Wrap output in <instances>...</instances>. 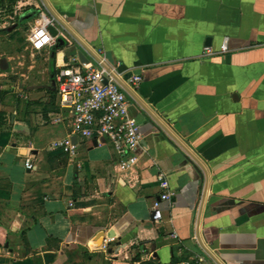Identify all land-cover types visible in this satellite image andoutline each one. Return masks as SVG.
<instances>
[{"label":"crops","instance_id":"crops-1","mask_svg":"<svg viewBox=\"0 0 264 264\" xmlns=\"http://www.w3.org/2000/svg\"><path fill=\"white\" fill-rule=\"evenodd\" d=\"M12 1L0 28L30 50L0 57L19 74L0 97V264H264V0ZM39 17L57 33L38 51ZM103 54L143 134L129 169L59 103L60 69Z\"/></svg>","mask_w":264,"mask_h":264},{"label":"built area","instance_id":"built-area-1","mask_svg":"<svg viewBox=\"0 0 264 264\" xmlns=\"http://www.w3.org/2000/svg\"><path fill=\"white\" fill-rule=\"evenodd\" d=\"M50 24V20L39 17L37 23L31 27L28 38L33 49L39 51L54 42V37L49 31ZM227 49V39H224L220 51L225 52ZM100 51L99 49L98 52ZM213 53L212 48L207 47L204 55L209 56ZM106 60L105 54L95 59L93 64L77 58L76 65L61 68L58 74L59 103L71 114L72 135L83 138H106L116 151L124 155L119 160L120 166L129 169L137 160L135 153L143 134L139 123L129 115L126 89L117 79L113 65H108ZM141 81L140 73L132 74L128 78V83L133 87H138ZM56 147L72 153L75 152L77 144L68 135L58 140ZM26 164L27 167L32 166L29 159ZM158 178L164 190L159 201L155 202L153 216L159 221L162 219L160 202L169 200L171 191L165 174L159 173ZM174 264L216 263L198 254Z\"/></svg>","mask_w":264,"mask_h":264},{"label":"rangeland","instance_id":"rangeland-1","mask_svg":"<svg viewBox=\"0 0 264 264\" xmlns=\"http://www.w3.org/2000/svg\"><path fill=\"white\" fill-rule=\"evenodd\" d=\"M6 3L7 4L0 2V24L3 22V18H2L3 13H5L6 15L9 14L12 15L15 10V5L12 0H6ZM7 19H10L9 16ZM9 27L13 29L16 27V25L13 23L12 25L10 24ZM6 29L7 28H0V57H10L11 62H13V65L18 67L17 65H19L18 63L19 60L15 57L16 49L22 48L29 51L30 47L28 48V43L24 36V33L23 34L22 33L16 34V32L10 33ZM1 30H5V32ZM15 71H18V68H16ZM16 73L11 74V76L3 77L0 70V97L3 95V93H5L7 90H9L12 87L11 81L13 80V77H18L19 75Z\"/></svg>","mask_w":264,"mask_h":264},{"label":"water","instance_id":"water-1","mask_svg":"<svg viewBox=\"0 0 264 264\" xmlns=\"http://www.w3.org/2000/svg\"><path fill=\"white\" fill-rule=\"evenodd\" d=\"M49 30H50V32L52 33V35H56V33H57V31H56V29L53 27V26H50L49 27ZM0 65H1V67L3 68V69H5L6 67H7V61H6V59H1L0 60Z\"/></svg>","mask_w":264,"mask_h":264}]
</instances>
